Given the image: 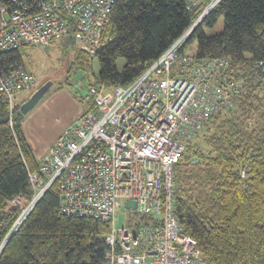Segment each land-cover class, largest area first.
I'll return each mask as SVG.
<instances>
[{"label": "trees", "instance_id": "trees-1", "mask_svg": "<svg viewBox=\"0 0 264 264\" xmlns=\"http://www.w3.org/2000/svg\"><path fill=\"white\" fill-rule=\"evenodd\" d=\"M185 0H117L95 59L74 43L72 30L59 41L62 55L94 84L128 85L196 18ZM223 18L221 31L207 36L203 25ZM195 39L194 58H226L243 93L222 106L189 140L173 167L174 214L212 264H264V0H220L193 28L181 49ZM25 47V46H23ZM0 54V71L23 66L20 49ZM124 58L121 69L117 59ZM38 86L34 87L35 91ZM32 91V92H33ZM21 103L9 113L0 97V264H106V221L59 212L55 184L8 233L31 200L28 171L39 160L22 130ZM93 107L89 105L86 110ZM244 171V175L241 171ZM20 196L18 206L7 201Z\"/></svg>", "mask_w": 264, "mask_h": 264}, {"label": "built area", "instance_id": "built-area-1", "mask_svg": "<svg viewBox=\"0 0 264 264\" xmlns=\"http://www.w3.org/2000/svg\"><path fill=\"white\" fill-rule=\"evenodd\" d=\"M116 1L0 0V54L47 47L71 29L74 43L92 63L106 40ZM219 1L185 0L191 14L199 9L196 18L130 84H94L78 95L83 111L50 145L37 169L28 171L33 195L12 226L22 223L55 184L61 214L108 222L106 264H212L174 214L173 167L208 118L246 89L244 79L228 73V59L181 53L193 28ZM34 86L23 66L0 71V97L9 113L15 96ZM89 105L93 108L86 110ZM128 200L134 208L125 206ZM20 202L13 196L7 204ZM121 206L134 215L126 226L115 227Z\"/></svg>", "mask_w": 264, "mask_h": 264}, {"label": "rangeland", "instance_id": "rangeland-1", "mask_svg": "<svg viewBox=\"0 0 264 264\" xmlns=\"http://www.w3.org/2000/svg\"><path fill=\"white\" fill-rule=\"evenodd\" d=\"M222 27L223 18L219 17L212 26L203 25L202 29L205 35L210 36L221 31ZM59 41L60 40H55L47 47L25 46L20 49L25 67L33 75V78L35 80L34 87H39L47 81L51 82L50 87L38 100V102L27 113L23 115V121L24 119L28 118V116L30 115L29 113H33L34 111H37V109H42L45 103H47L46 107L48 109H51L56 107L58 101L65 108V110L63 109L64 113L61 115V117L63 115H65L66 117L67 114H70L73 108L72 103L66 99V96H59L61 92H66L70 99L75 102V104L81 106V110H83L84 108L83 103L78 100V95L86 93L88 83L90 82L91 78L87 77L86 73H84L82 70H77L74 66H72V56L61 54ZM196 48L197 41L193 39L185 46L183 53L194 55L196 53ZM123 64L124 58L117 59L116 65L118 69H121ZM91 67L94 73L96 72V70H98L96 59L93 60ZM33 89L34 88L29 91L17 94L15 96V102L23 103L34 92ZM60 98L65 99V101ZM49 112L50 110H47L45 116L46 118L42 117L41 119L36 121L37 123L32 124L34 125V132L30 134L34 141L45 143L52 135L54 129H56L62 123L60 117H58L57 119L54 116V112H56V110L50 113ZM34 119V117L31 118V122H34ZM22 130L25 134L23 122ZM33 153L38 160L40 157H38V155L34 151ZM133 215L134 210L126 209L124 206H121L116 210L113 225L115 227L126 226L128 224V220ZM20 224L18 223L13 226L11 225L12 228H9L8 233L11 234L12 232H14V230ZM4 243L5 241H3L0 245V250Z\"/></svg>", "mask_w": 264, "mask_h": 264}, {"label": "crops", "instance_id": "crops-1", "mask_svg": "<svg viewBox=\"0 0 264 264\" xmlns=\"http://www.w3.org/2000/svg\"><path fill=\"white\" fill-rule=\"evenodd\" d=\"M66 96L67 100L69 102L72 103V110L70 114H67V116L65 117V115H63L61 117V115L64 113L63 111L65 110V108L59 103H57L55 108H51L48 109L46 107L47 103H45L44 107L42 109H37V111H34L33 113H29L30 115L28 116L27 119H24L23 121V126H24V131H25V135L27 137V141L29 142L32 150L38 155V157H40L38 160L40 161L48 152V149L50 147V145L55 141V139L61 134V132L63 131V129L68 126L83 110L80 109V105L75 104V102H73L70 97L68 96V94L66 92H61L59 96ZM62 100L65 101V99L60 98ZM59 99V100H60ZM64 109V110H63ZM47 110H50V112H53L56 110V112H54V116L58 119V117L61 118L62 123L60 124V126H58L56 129H54V131L52 132V135L50 136V138L45 142V143H41L38 141H34L31 137L32 132H34V123H37L36 121H38L39 119L46 118V112ZM49 112V113H50ZM35 118L34 122H31V118ZM47 143V144H46Z\"/></svg>", "mask_w": 264, "mask_h": 264}, {"label": "water", "instance_id": "water-1", "mask_svg": "<svg viewBox=\"0 0 264 264\" xmlns=\"http://www.w3.org/2000/svg\"><path fill=\"white\" fill-rule=\"evenodd\" d=\"M51 82L47 81L44 84H42L41 86H39L31 95L30 97L25 100L23 103H21L20 105V111L22 112V114L27 113L37 102L38 100L43 96V94L48 90V88L50 87ZM126 207H131L134 208L135 207V202L132 200H128L125 203Z\"/></svg>", "mask_w": 264, "mask_h": 264}]
</instances>
